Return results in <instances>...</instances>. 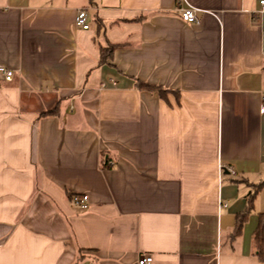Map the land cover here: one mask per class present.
Masks as SVG:
<instances>
[{
	"label": "crops",
	"instance_id": "crops-1",
	"mask_svg": "<svg viewBox=\"0 0 264 264\" xmlns=\"http://www.w3.org/2000/svg\"><path fill=\"white\" fill-rule=\"evenodd\" d=\"M260 1L0 0V264H264Z\"/></svg>",
	"mask_w": 264,
	"mask_h": 264
},
{
	"label": "trees",
	"instance_id": "trees-1",
	"mask_svg": "<svg viewBox=\"0 0 264 264\" xmlns=\"http://www.w3.org/2000/svg\"><path fill=\"white\" fill-rule=\"evenodd\" d=\"M122 46H123V44H109L107 47H101V49H100V51H101L100 63L103 64V63H106L107 61L111 60L113 58L114 51L117 48H120ZM137 87L139 88V90L157 92L160 95V97L163 99H167V94L169 92H173V91L165 89L161 86L151 85L147 82H143L140 80L137 81ZM53 113H54V111H51L48 113H44V115H46V114L51 115ZM106 163H108V161H106ZM261 186L262 185H260L256 188V192L260 189ZM67 194H68V198L71 201H73V199L75 198V195H72L70 193H67ZM253 196H251V200L249 201V204L247 206L246 211L242 212L241 214H239L237 216V224H236V229L234 232L235 236L240 234L242 227L244 225V222H245L248 214L252 210V207H253L252 197ZM254 242H255V246H256V250H257V259L259 262L264 263V213H261L259 215V224H258V227H257L255 234H254Z\"/></svg>",
	"mask_w": 264,
	"mask_h": 264
},
{
	"label": "built area",
	"instance_id": "built-area-1",
	"mask_svg": "<svg viewBox=\"0 0 264 264\" xmlns=\"http://www.w3.org/2000/svg\"><path fill=\"white\" fill-rule=\"evenodd\" d=\"M261 4V13H264V0L260 1ZM198 11L193 8H186L181 10V18L183 21L189 24H195L198 22V16H197ZM88 11L86 9H81L78 11L77 16L75 18V26L77 28L83 29V30H88L89 29V24H88ZM0 72L4 75L5 79L7 81H11L12 77L14 75L13 71L6 69L3 66H0ZM102 88L106 87V84L101 85ZM263 100H264V95H263ZM229 172L232 174H235L234 171L229 169ZM88 196L83 195L81 197H75L73 199V202L80 206L82 209H86L88 207ZM227 204H223V207H226ZM153 262V257L150 255H142L138 261V264H151Z\"/></svg>",
	"mask_w": 264,
	"mask_h": 264
}]
</instances>
